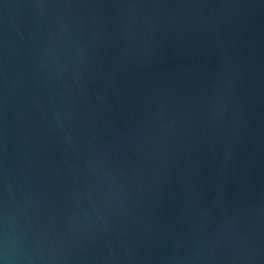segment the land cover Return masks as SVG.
<instances>
[{"label": "water", "instance_id": "1", "mask_svg": "<svg viewBox=\"0 0 264 264\" xmlns=\"http://www.w3.org/2000/svg\"><path fill=\"white\" fill-rule=\"evenodd\" d=\"M0 264H264V0H0Z\"/></svg>", "mask_w": 264, "mask_h": 264}]
</instances>
